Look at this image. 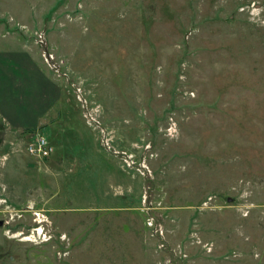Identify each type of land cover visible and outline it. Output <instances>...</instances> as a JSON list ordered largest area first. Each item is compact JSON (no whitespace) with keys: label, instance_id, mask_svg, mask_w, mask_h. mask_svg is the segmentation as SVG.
I'll return each mask as SVG.
<instances>
[{"label":"rangeland","instance_id":"obj_1","mask_svg":"<svg viewBox=\"0 0 264 264\" xmlns=\"http://www.w3.org/2000/svg\"><path fill=\"white\" fill-rule=\"evenodd\" d=\"M1 99L0 264H264V0H0Z\"/></svg>","mask_w":264,"mask_h":264},{"label":"built area","instance_id":"obj_2","mask_svg":"<svg viewBox=\"0 0 264 264\" xmlns=\"http://www.w3.org/2000/svg\"><path fill=\"white\" fill-rule=\"evenodd\" d=\"M26 150L31 155L40 156V157H47L53 152V146L50 144L48 138L44 134H36L26 144ZM35 231H36L35 234L38 237L40 236V237H42L43 240H47V234H46V232L44 233L43 229L35 228ZM35 234H33L32 237L35 238L36 237ZM43 237H45V238H43Z\"/></svg>","mask_w":264,"mask_h":264},{"label":"crops","instance_id":"obj_3","mask_svg":"<svg viewBox=\"0 0 264 264\" xmlns=\"http://www.w3.org/2000/svg\"><path fill=\"white\" fill-rule=\"evenodd\" d=\"M0 103H2V99L0 100Z\"/></svg>","mask_w":264,"mask_h":264},{"label":"water","instance_id":"obj_4","mask_svg":"<svg viewBox=\"0 0 264 264\" xmlns=\"http://www.w3.org/2000/svg\"><path fill=\"white\" fill-rule=\"evenodd\" d=\"M0 224H1V221H0Z\"/></svg>","mask_w":264,"mask_h":264}]
</instances>
